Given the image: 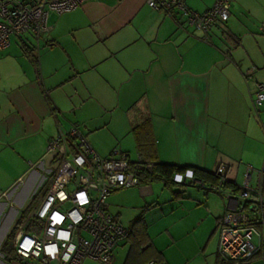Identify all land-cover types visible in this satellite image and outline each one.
Wrapping results in <instances>:
<instances>
[{
	"label": "crops",
	"instance_id": "1",
	"mask_svg": "<svg viewBox=\"0 0 264 264\" xmlns=\"http://www.w3.org/2000/svg\"><path fill=\"white\" fill-rule=\"evenodd\" d=\"M214 1L184 0L187 8L198 14L209 10ZM51 13L53 20L48 22V32L39 39L44 48L39 44L29 45L28 39L22 36L12 37L9 47L0 50V250L22 215L14 218L13 211L20 208L25 194L37 182L48 140L58 131L69 129V124L59 118L65 108L62 98L73 97L71 90L80 89L92 96L94 92L87 90L88 81L95 76L111 90L119 81L126 83L128 78L143 80L141 90H134L141 98L126 109L136 158L139 153L132 130L149 122L157 163L193 167L208 173L223 165L230 184L237 188L241 185L245 168L240 170L239 162L246 141L264 140L261 132L264 125H255L248 115L249 103L256 91L254 75L264 86V73L260 72L264 69V0H230V17L212 28L207 42L203 41L200 31L185 24L181 15L153 10L147 0H91L70 13ZM70 31L75 50L84 52L95 48V53L81 61L71 59L67 48L71 51L72 47L69 42H63V35ZM25 46L32 50L37 64L26 56ZM252 68L251 81L246 80ZM66 87L71 89L66 90L70 93L64 91ZM121 90L122 87L118 89ZM80 129L84 134L85 128ZM220 144H225V150L220 149ZM119 152L131 161L136 160L129 152ZM111 153L99 156L108 158ZM223 156L236 166L223 164ZM39 161L41 164L37 165ZM260 170L255 178L251 177V182L253 188L259 186L264 192ZM157 182L170 191L172 203L189 201L190 197L185 199L184 187L175 185L171 191L159 180L126 189L130 194L129 198L127 194L124 197L130 201L123 203L122 211L118 207L119 195H114L125 189L107 198L106 211L116 223L122 226L120 219L126 217L125 212H131L129 226L123 227L131 230L135 221L141 219L147 231V254L141 261L127 254L125 264H145L148 259L160 264L190 262L169 261L148 231L145 216L161 206ZM206 191L198 192L199 196L190 205L203 207L204 219L213 224L210 241L229 210L230 190L212 191L218 200L209 194L211 191ZM135 198L143 203L135 204ZM111 207L116 210L111 212ZM7 230L10 232L5 234ZM125 243L132 251L127 239L114 248L112 260L116 249ZM263 248L264 241L260 253ZM1 254L0 251V264L14 263L5 261L4 257L2 261ZM217 258L218 253L214 264H218Z\"/></svg>",
	"mask_w": 264,
	"mask_h": 264
},
{
	"label": "built area",
	"instance_id": "2",
	"mask_svg": "<svg viewBox=\"0 0 264 264\" xmlns=\"http://www.w3.org/2000/svg\"><path fill=\"white\" fill-rule=\"evenodd\" d=\"M88 1L91 0H0V50L9 47L12 37L25 35L38 46L40 37L48 32L51 12H71ZM147 5L165 13L179 12L188 26L203 34L204 42L214 26L230 17V0H215L203 14L189 10L184 0H147ZM253 70L248 71L246 80H251ZM252 105L257 113L264 105V86L260 83L256 84ZM46 153L53 156L57 169L39 205L25 213L13 235V264H82L85 260L110 264L114 248L129 238L131 230L107 213V198L138 185L129 169L133 162L117 150L108 158L100 157L75 123H69L67 131L60 130L48 140ZM135 162H141L139 156ZM40 164L41 161L37 163ZM144 167L151 174L154 165L146 163ZM251 171L247 167L239 190L227 194L230 207L219 223L217 249L224 264L249 261L264 241V197L259 186H251ZM215 173L218 181L213 187L197 181L190 168L175 172L172 182L225 192L226 167L220 165Z\"/></svg>",
	"mask_w": 264,
	"mask_h": 264
},
{
	"label": "rangeland",
	"instance_id": "3",
	"mask_svg": "<svg viewBox=\"0 0 264 264\" xmlns=\"http://www.w3.org/2000/svg\"><path fill=\"white\" fill-rule=\"evenodd\" d=\"M73 12V11H71ZM68 13V12H66ZM70 13V12H69ZM53 13H50L48 16V22L53 20ZM62 32V30H61ZM43 36V35H42ZM41 36V37H42ZM72 37V32L63 35V42H69V45L72 47L69 51V55L72 58H77L78 60L84 59L87 55L88 58L95 53V48H87L84 52L81 50H75L70 40ZM23 38L28 39L29 45H34L36 47V41L31 37L25 35ZM64 45V44H63ZM40 48H44L42 40L39 43ZM40 49V50H41ZM40 52V51H39ZM41 54L38 58L40 59ZM104 65L100 66L102 68ZM264 73V69H261L260 72ZM257 74V71L256 73ZM100 78V77H99ZM136 78H128L126 83L122 84L120 81L114 87V90H111L109 87H105L104 81H99L95 76L94 80L88 81L90 86L87 90L93 94L89 96L84 89L77 91L71 90L72 96H64L62 98L65 108L63 110L62 116H59L60 121L66 124L77 123L80 128L84 129V134L87 137V142L90 147L100 156H108L114 150L129 152L132 159L135 157V143L132 136L129 134L128 122L126 121V109L130 105H134L137 100L141 97H138L134 94V90L138 91L143 83V80ZM257 75H254V82L256 81ZM251 81V80H250ZM87 84V83H86ZM122 87L121 91H118ZM141 90V89H140ZM70 93V92H69ZM145 97V96H144ZM251 101V100H250ZM249 113L252 122L257 125H264V105L260 108L257 113L253 108L252 101L249 103ZM264 136V129L261 131ZM262 136V137H263ZM258 139L261 138V135H257ZM264 140H247L246 147L244 149V154L242 156L240 163V170L244 169L243 175L246 171V168L251 166L253 171H251V177L255 178L257 171L263 167L264 164ZM216 142H218L216 140ZM221 150H225V144L218 145ZM263 147V150H262ZM239 153L240 150L237 149ZM233 153V152H232ZM230 153L229 155H232ZM105 154V155H104ZM239 154L236 157L237 158ZM52 155L46 153V158L42 165L39 177L37 182L29 188L27 193L22 199L20 208L13 211V216L16 218L20 213H26L31 209L36 208L39 205V200L43 193L50 186L53 179L55 170L57 169V164L52 162ZM229 158V156H226ZM223 164L235 165L231 160H226L223 156ZM239 159L236 160L238 163ZM241 175V173L239 174ZM243 177V176H242ZM243 178H241L242 180ZM159 183V182H157ZM250 184L252 182L250 179ZM160 188L159 192V201L161 206L159 209H152L151 212L145 216V222L148 223V231L152 235V240L154 244L165 253V257L169 261L183 263L185 260H189L190 264H214V257L217 253V242L219 231L215 232L210 241L209 237L212 233L214 227L209 220L204 219V208L198 207L194 208L191 204L192 200H196L199 196L198 192H205L199 187H184L185 199L189 201L180 202L179 204L172 203L171 193L167 189L163 188L162 183L156 184ZM155 185V186H156ZM126 190V189H125ZM197 190V191H196ZM207 192V191H206ZM127 194L129 198V192L120 191L116 195H119V210L122 211L124 208L123 203L130 201L126 199L124 195ZM211 196H214L218 200L216 193L209 192ZM157 195V196H158ZM113 196V197H114ZM196 196V198H195ZM216 196V197H215ZM111 200V199H110ZM132 203V202H131ZM135 204L143 203L137 202V198L134 200ZM198 206V204H196ZM115 211L116 208L111 207V212ZM117 211V212H121ZM139 212L134 214L137 217ZM125 218L123 216L120 219L122 226L128 227L129 220L133 217L131 212H125ZM123 214V215H124ZM132 216V217H131ZM131 217V218H130ZM127 218H129L127 220ZM8 226V225H7ZM10 230H7L5 234L9 233ZM5 237L2 238L4 241ZM1 240V239H0ZM1 241V243H2ZM130 252V246L125 243L122 244L119 248L116 249L114 253L113 260L110 264H125V258ZM162 260V258H160ZM1 260L3 261V255L1 254ZM82 264H101L92 260H85ZM249 264H264V248L258 256H255L251 263Z\"/></svg>",
	"mask_w": 264,
	"mask_h": 264
},
{
	"label": "trees",
	"instance_id": "4",
	"mask_svg": "<svg viewBox=\"0 0 264 264\" xmlns=\"http://www.w3.org/2000/svg\"><path fill=\"white\" fill-rule=\"evenodd\" d=\"M174 12L181 15L177 11H174ZM166 14H170V13H166ZM181 17L183 19H185L182 15H181ZM185 24L187 25L186 19H185ZM191 28H193V27H191ZM210 31H209V33H210ZM209 33H208V35H209ZM24 51L26 52V56H28V58H30V60L32 62L37 64V59L32 55V50H30V48L25 46ZM132 133L134 134V137L136 139L137 149H138V153H139L137 156L140 157L141 162L132 161L133 163L130 164L129 169L137 178L138 185H142L144 183H151L152 181L159 180V181H163L165 187L172 191L173 186L177 185V184L172 182V175L175 172H180V171H183L187 168H190L193 170L195 178L197 181L204 182V183H206L212 187L217 184L218 179H217V175L215 172L214 173H208V172H205L203 170L193 168V167H177V166L164 165V164L157 163L155 160V142H154V137H153L149 122H146L143 125H141L140 127L135 128L134 130H132ZM146 163H152L154 165V168H153V171L151 174H149L145 171L144 165ZM262 177L264 178V166L262 169ZM138 185L136 187H138ZM177 186L187 187V186H181V185H177ZM223 187L226 190L229 189L232 193H236L239 190V187L237 188L236 186L231 185L229 180L224 184ZM199 188H201V187H199ZM201 189L212 191L210 188H201ZM261 194L264 197L263 191H261ZM24 216H25V212L22 213L19 221L14 226L12 232L7 236V238L5 239V241L3 242L2 246H1L0 251L4 257V260L7 262L12 263L15 260V255L13 252V245H12V238H13V235H14L16 229L18 228L20 222L24 218ZM128 239L132 245V251L129 252V254L135 260H138V261L143 260V258L145 257V255L148 252V249H147L148 238H147L146 228H145L143 222L141 221V219H138L135 221L133 229H131V234H130ZM141 248H145L143 252L140 251ZM258 254H260V252H257L249 261L241 263V264L251 263L252 259L255 256H257ZM129 257H128V259H129ZM148 260H146L147 261L146 263L151 261V260H149V261ZM156 262L160 263L158 261H156ZM217 262H218V264H224L220 260L219 257L217 258ZM226 264H229V263H226Z\"/></svg>",
	"mask_w": 264,
	"mask_h": 264
},
{
	"label": "clouds",
	"instance_id": "5",
	"mask_svg": "<svg viewBox=\"0 0 264 264\" xmlns=\"http://www.w3.org/2000/svg\"><path fill=\"white\" fill-rule=\"evenodd\" d=\"M189 175H191L190 173H189ZM177 180H179L180 179V177L179 176H177V178H176Z\"/></svg>",
	"mask_w": 264,
	"mask_h": 264
}]
</instances>
